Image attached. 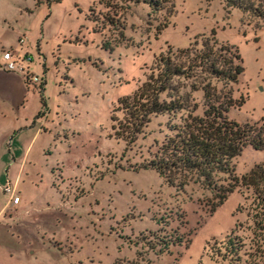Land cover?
Segmentation results:
<instances>
[{
  "label": "rangeland",
  "instance_id": "rangeland-1",
  "mask_svg": "<svg viewBox=\"0 0 264 264\" xmlns=\"http://www.w3.org/2000/svg\"><path fill=\"white\" fill-rule=\"evenodd\" d=\"M37 1L0 0V43L24 34L31 67L46 71L51 102L49 130L39 136L28 127L7 138L0 127V205L9 182L29 195L14 218L35 234L18 244L26 245L21 251L0 246V264H114L136 251L153 264H264V192L239 186L211 212L208 190L193 182L175 190L154 169L140 168L169 133L168 115H152L127 144L112 128L122 118L119 99L156 70L159 54L214 32L237 48L244 67L231 84L232 98L244 101L227 116L264 118V19L221 0H159L158 8L144 0ZM190 101L200 115L202 92L191 91ZM263 160V150L246 145L233 173ZM227 235L243 243L239 257L227 256ZM164 239L172 242L155 253Z\"/></svg>",
  "mask_w": 264,
  "mask_h": 264
},
{
  "label": "trees",
  "instance_id": "trees-1",
  "mask_svg": "<svg viewBox=\"0 0 264 264\" xmlns=\"http://www.w3.org/2000/svg\"><path fill=\"white\" fill-rule=\"evenodd\" d=\"M47 1L50 4L61 0ZM221 1L228 9L234 7L264 19V0ZM144 2L158 8L159 0ZM214 34L204 36L200 44L194 42L175 52L159 54L156 70L149 73L129 95L119 99L122 118L112 125L114 136L127 144L143 132L152 115H168L169 133L155 145L151 158L140 168L154 169L164 183L175 187V190H182L189 182L208 190L215 197V202L210 205L211 212L239 186L264 192V160L240 177L233 173L231 162L244 146L264 151V118L239 123L227 116L230 107H239L244 101H235L231 95V84L237 81L244 67L237 48L218 42ZM181 79L186 82L182 84ZM218 83L222 88H218ZM193 90L202 92L200 115L194 112L197 103L190 101ZM40 93L42 107H45L43 88ZM220 180L225 183L218 184ZM177 241L180 243L181 239ZM170 242L162 240L155 253L166 250ZM225 243L227 256L239 257L243 247L241 240L227 235ZM114 264L153 263L136 251L134 258H117Z\"/></svg>",
  "mask_w": 264,
  "mask_h": 264
},
{
  "label": "crops",
  "instance_id": "crops-1",
  "mask_svg": "<svg viewBox=\"0 0 264 264\" xmlns=\"http://www.w3.org/2000/svg\"><path fill=\"white\" fill-rule=\"evenodd\" d=\"M21 33H19V38ZM24 35V34H22ZM65 41V39H64ZM11 47L18 52H28L27 48L29 46L25 45L23 47L18 41L11 44L0 43V48ZM56 65L60 63L59 52H54L53 55ZM58 68V67H56ZM33 69V68H32ZM65 70L67 68L65 67ZM35 72V71H34ZM36 74L42 76L45 83H38L34 81L26 82L23 76L16 72H11L7 70L0 69V127L7 128L6 137L9 138L11 133L15 132L17 128H28L33 127L35 136H39L49 130L46 124L49 121L48 113L50 111V101L48 102L45 96V87L47 85L46 71L44 73ZM68 73V72H67ZM73 83V81L71 82ZM60 86V85H59ZM43 88V93L46 99L45 108L42 107V99L40 90ZM43 109L45 110L43 112ZM54 123V120L50 121ZM30 146V143L27 145ZM10 184L6 187L5 201L0 205V246H6L8 251L14 252L16 250L21 251L25 246L18 247L21 241L28 243L29 237L35 236L32 232H26L27 230L22 228V225L18 222V219L14 218V215H19L22 211L27 209L28 202L30 201L29 195H20V189L18 186ZM16 186V187H15ZM13 193H19L20 200L18 204L12 206L10 202L11 195ZM63 203L69 204L67 196L60 194ZM9 206V207H8ZM14 211H8L10 208ZM5 245V246H4Z\"/></svg>",
  "mask_w": 264,
  "mask_h": 264
},
{
  "label": "built area",
  "instance_id": "built-area-1",
  "mask_svg": "<svg viewBox=\"0 0 264 264\" xmlns=\"http://www.w3.org/2000/svg\"><path fill=\"white\" fill-rule=\"evenodd\" d=\"M19 44L21 47L25 45L24 35L20 36ZM31 66V57L27 52L20 53L13 48H0V69L21 74L27 83L30 81L45 83L44 78L36 74ZM19 200V193L12 192L10 198L12 206L18 204Z\"/></svg>",
  "mask_w": 264,
  "mask_h": 264
}]
</instances>
